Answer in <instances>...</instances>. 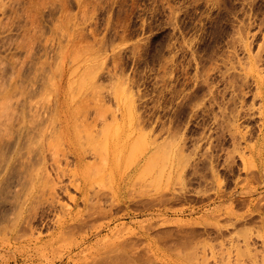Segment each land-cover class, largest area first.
<instances>
[{"label":"rangeland","instance_id":"1","mask_svg":"<svg viewBox=\"0 0 264 264\" xmlns=\"http://www.w3.org/2000/svg\"><path fill=\"white\" fill-rule=\"evenodd\" d=\"M252 67L264 0H0V264H264Z\"/></svg>","mask_w":264,"mask_h":264},{"label":"bare ground","instance_id":"2","mask_svg":"<svg viewBox=\"0 0 264 264\" xmlns=\"http://www.w3.org/2000/svg\"><path fill=\"white\" fill-rule=\"evenodd\" d=\"M255 70L256 69L254 67H252L250 69V74L253 76V78L257 84V87L259 89L258 96L260 97V99L263 102V113H264V76H260V75L256 74ZM80 84L82 85L81 92L84 93V91L87 89L86 83L81 82ZM6 100H10V97H9V99L6 98ZM252 153H253L252 158H251V160H253L252 162H254V163L259 162V164H258L259 170L264 169V143H262V145H260L259 147H258V144H256L252 150ZM146 167H150V165L148 166V164H147ZM148 170L150 171V169H148ZM145 173L147 174V172H145ZM257 207H258V209L264 210V204L259 203V205H257Z\"/></svg>","mask_w":264,"mask_h":264}]
</instances>
